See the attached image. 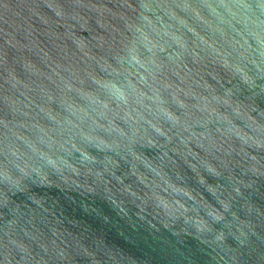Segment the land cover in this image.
I'll return each mask as SVG.
<instances>
[{"label": "water", "instance_id": "obj_1", "mask_svg": "<svg viewBox=\"0 0 264 264\" xmlns=\"http://www.w3.org/2000/svg\"><path fill=\"white\" fill-rule=\"evenodd\" d=\"M0 264H264V0H0Z\"/></svg>", "mask_w": 264, "mask_h": 264}]
</instances>
